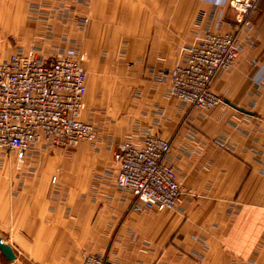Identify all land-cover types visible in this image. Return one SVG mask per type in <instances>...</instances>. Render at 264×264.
Listing matches in <instances>:
<instances>
[{"label":"crops","instance_id":"obj_1","mask_svg":"<svg viewBox=\"0 0 264 264\" xmlns=\"http://www.w3.org/2000/svg\"><path fill=\"white\" fill-rule=\"evenodd\" d=\"M231 1L222 0V32L239 20ZM219 2L0 0V60L80 54L81 117L99 132L74 151L35 144L20 167L7 169L12 156L0 150V235L16 254L9 261L0 250V264H80L86 253L115 264H264V0L239 32L235 65L211 84L251 113L192 107L164 74L198 29L212 28ZM147 133L171 142L167 160L184 191L176 208L133 210L134 195L116 184L118 145Z\"/></svg>","mask_w":264,"mask_h":264},{"label":"built area","instance_id":"obj_2","mask_svg":"<svg viewBox=\"0 0 264 264\" xmlns=\"http://www.w3.org/2000/svg\"><path fill=\"white\" fill-rule=\"evenodd\" d=\"M258 1L232 0L230 7L239 20L230 23L231 31L222 32L226 18L220 0L213 11L212 28L198 29L183 49L182 61L164 72L174 97L200 109L224 102L212 91V81L219 71L235 65L243 48L239 32L252 27L251 13ZM75 21L86 27L90 19L76 15ZM261 76L262 71L255 81ZM86 92L87 72L76 56L43 57L31 51L0 60V150L15 153L22 162L38 143L64 151L81 142L95 143L99 139L96 126L81 117ZM170 150L169 140L152 133L141 144L124 141L118 145L114 152L116 184L134 195L133 210L177 207L184 191L167 160ZM81 264L115 263L105 253H88Z\"/></svg>","mask_w":264,"mask_h":264},{"label":"water","instance_id":"obj_3","mask_svg":"<svg viewBox=\"0 0 264 264\" xmlns=\"http://www.w3.org/2000/svg\"><path fill=\"white\" fill-rule=\"evenodd\" d=\"M224 102L232 105L233 107L239 109V110H242V111H245L247 113H251L243 108H240L238 106H236L235 104L231 103L230 101L228 100H224ZM0 250L1 252L4 254V256L9 260V261H14L15 258H16V254L12 248V246L10 244H8L4 239L3 237L0 235Z\"/></svg>","mask_w":264,"mask_h":264},{"label":"rangeland","instance_id":"obj_4","mask_svg":"<svg viewBox=\"0 0 264 264\" xmlns=\"http://www.w3.org/2000/svg\"><path fill=\"white\" fill-rule=\"evenodd\" d=\"M79 15V14H78ZM75 17H76V15L74 16V18H73V20H74V22H75ZM1 39V38H0ZM73 56H76L77 58H79V59H81V61H82V57H81V55L80 54H76V55H73ZM84 59V58H83ZM82 63H83V61H82ZM79 146V145H78ZM77 146V147H78ZM76 147V148H77ZM76 148H74V149H72L71 151H74ZM63 151V150H62ZM53 153V152H52ZM8 155H10V156H12V158H11V160H7V169H9V167H16V163H17V165L20 167L21 165H23L24 163H25V160H26V157L22 160V162H19L18 160H17V156H16V154L15 153H12V154H10V153H7ZM54 157H53V159H51V161L52 160H54V158H57V157H61V155L59 156V154L58 155H53ZM50 158V157H49ZM122 189V188H121ZM126 191V190H125ZM129 192V191H128ZM86 254H88V253H86ZM85 255V254H84ZM84 257V256H83ZM82 260H83V258H82ZM82 262V261H81ZM81 264V263H80Z\"/></svg>","mask_w":264,"mask_h":264}]
</instances>
